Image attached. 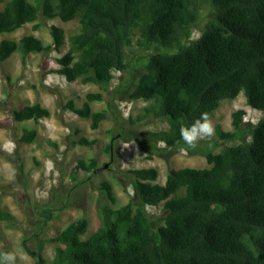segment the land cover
<instances>
[{
    "label": "trees",
    "instance_id": "trees-1",
    "mask_svg": "<svg viewBox=\"0 0 264 264\" xmlns=\"http://www.w3.org/2000/svg\"><path fill=\"white\" fill-rule=\"evenodd\" d=\"M0 32L11 33L33 23L58 18L78 20V31L69 38L68 51L59 57L56 72L69 82L81 79L105 89L114 71L131 67L127 59L133 41L143 50L134 61L144 70L132 82L129 97L148 102L138 119L166 117L169 129L148 131L157 140L174 147L183 143L180 128L201 113L210 117L224 99L244 93L249 106L264 111V0H212L215 15L205 22L199 37L192 39L200 23L199 0H0ZM52 43L34 33L19 39L0 40V62L19 52L23 64L32 53L60 52L66 43L62 26H50ZM161 48L169 49L166 52ZM103 92H88L78 105L63 104L99 128L105 110L92 108ZM246 110L233 113L232 130L218 125L220 140L234 141L244 132L251 139L224 146L220 152L201 150L207 167L172 168L164 183L156 167L130 169L137 203L131 199L119 206H102L101 225L89 237L83 235L89 220L80 217L57 235L40 239L38 249L26 240L22 247L36 264H48L45 242L58 243L50 264H264V115L241 131ZM51 111L41 103H27L14 110L16 121L36 123ZM36 128H24L20 142L36 140ZM97 139L81 136L74 144L93 146ZM214 142V147L220 146ZM110 151L112 142L107 146ZM97 158H80L74 173L96 174ZM104 190L115 204L110 181ZM160 207L151 215L147 206ZM53 207L43 210L44 222L54 218ZM15 215L0 208V221ZM9 251L0 249V252Z\"/></svg>",
    "mask_w": 264,
    "mask_h": 264
},
{
    "label": "rangeland",
    "instance_id": "rangeland-1",
    "mask_svg": "<svg viewBox=\"0 0 264 264\" xmlns=\"http://www.w3.org/2000/svg\"><path fill=\"white\" fill-rule=\"evenodd\" d=\"M5 2L0 1V9ZM200 23L193 29L191 38L202 33V28L215 15L212 0H199ZM41 27L33 29V23L11 33H1L4 38L19 39L27 33H34L45 44L52 43L50 26L56 24L66 31V43L60 52L32 53L23 64L19 52H15L4 62H0V208L15 215V219L0 221V249L26 255L27 261L17 264H36L35 259L22 247L21 240L32 249H38L40 239L57 235L72 221L86 217L89 228L83 238L89 237L101 225L102 206L119 207L131 199L137 203L130 169L156 167L159 170L158 182L164 183L172 168L184 166L207 167L205 151L220 152L224 146L235 145L251 139L244 134L234 141L219 139L216 128L221 125L232 130L233 113L239 108L246 110L241 131L247 130L264 115V111L249 106L243 92L234 99H224L210 116L214 126V137L201 140L195 149L184 142L174 147L150 136L148 131L169 129L166 117H138L144 106L143 99L129 97L131 84L144 64L134 56L142 54L134 39L127 59L131 67L124 71H114V78L103 89L96 83H83L81 79L69 82L56 72L60 67L58 58L69 49V38L78 31V20L63 22L58 18L40 19ZM169 49L161 48L166 52ZM103 92V100L92 102V108L105 110L107 118L97 129L91 128V120L63 109L69 99L78 105L86 100L88 92ZM27 103H41L51 111L49 118L36 123L32 120L19 122L14 118V110ZM24 128H36L38 136L32 143L19 141ZM97 139L93 146L74 144L81 136ZM112 142V149H107ZM214 142L221 145L214 147ZM128 145V147H125ZM97 158L99 167L96 174L78 171L75 165L80 158ZM107 165V166H106ZM113 185L117 202L113 204L106 192L101 189L103 181ZM53 207L54 218L44 222L43 210ZM151 215H161L160 207L147 206ZM58 243L45 242L43 255L48 264L55 257Z\"/></svg>",
    "mask_w": 264,
    "mask_h": 264
},
{
    "label": "clouds",
    "instance_id": "clouds-1",
    "mask_svg": "<svg viewBox=\"0 0 264 264\" xmlns=\"http://www.w3.org/2000/svg\"><path fill=\"white\" fill-rule=\"evenodd\" d=\"M214 135L215 126L207 113H201L190 125L180 128L181 139L190 149H195L201 140L210 139ZM27 259L26 255L18 256L14 251L0 252V264H17L18 260L25 262Z\"/></svg>",
    "mask_w": 264,
    "mask_h": 264
},
{
    "label": "water",
    "instance_id": "water-1",
    "mask_svg": "<svg viewBox=\"0 0 264 264\" xmlns=\"http://www.w3.org/2000/svg\"><path fill=\"white\" fill-rule=\"evenodd\" d=\"M107 166V165H106Z\"/></svg>",
    "mask_w": 264,
    "mask_h": 264
}]
</instances>
